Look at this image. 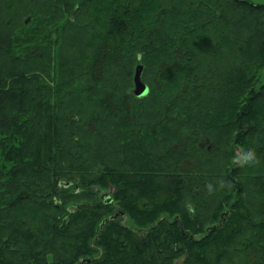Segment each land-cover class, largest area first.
Instances as JSON below:
<instances>
[{"label": "trees", "instance_id": "1", "mask_svg": "<svg viewBox=\"0 0 264 264\" xmlns=\"http://www.w3.org/2000/svg\"><path fill=\"white\" fill-rule=\"evenodd\" d=\"M30 1L0 0V264H264V2ZM236 143L252 174L232 172ZM130 210L151 227L114 217Z\"/></svg>", "mask_w": 264, "mask_h": 264}, {"label": "rangeland", "instance_id": "2", "mask_svg": "<svg viewBox=\"0 0 264 264\" xmlns=\"http://www.w3.org/2000/svg\"><path fill=\"white\" fill-rule=\"evenodd\" d=\"M8 1V3L7 4H9L10 3V0H7ZM252 1H254V2H258V1H262V2H264V0H252ZM160 3V2H159ZM42 4H44L43 3V1L42 0H32V1H30V5H32V6H34V7H36V8H39V6L41 7V5ZM162 3H160V7H162L163 6V4L161 5ZM166 4H169V0L167 1V3ZM19 5L20 6H22L23 4L22 3H19ZM31 7V6H30ZM20 8V7H19ZM24 8V6L22 7V9ZM33 10V11H32ZM34 8H30V9H28V11H26L21 17H22V19L23 20H25V22L26 23H29L30 21H31V18H32V16H33V12H34ZM67 13V15L70 17V16H72L73 14V12L70 14V13H68L69 11H66ZM21 13H23V10H22V12ZM7 14L9 15V12L7 11ZM13 14V13H12ZM18 18V17H17ZM61 24H63V23H61ZM33 26H35L34 28L35 29H38V28H40V27H38V24H36V25H32V27ZM62 26V25H61ZM52 27V26H51ZM55 28V27H54ZM54 28H52V29H50V30H48V31H50V32H52V40L53 41H56L57 40V34H53V30H54ZM39 30V29H38ZM39 32V33H38ZM37 33L38 34H40L39 35V39L37 40V42H42L43 41V39L42 38H44L45 36V34H43L42 36H41V33H40V31H38ZM9 33V32H8ZM8 33L6 32V29L3 27V31L0 33V41H1V45H7V43H8V41H6L8 38ZM25 33V32H24ZM26 34V33H25ZM27 37H28V39H27ZM26 37V39L24 40V39H22V41H20L19 42V40L17 41V42H14V44H11V49L13 50V51H15V52H18V51H20V52H23V55H25V56H27L26 54H27V49L25 48V46H26V43H28V42H30L31 43V45L32 46H35L34 45V42L36 41L35 39H31V37H29V36H27ZM19 42V43H18ZM25 43V44H24ZM44 47L45 46H43V47H40V45H39V47H36V49H37V53L39 54L40 53V55H46V53H45V51H44ZM35 48V47H34ZM6 58H8V55H4ZM137 68V67H136ZM37 72H38V74H39V76H41V79L43 80V82H47L48 84L50 83V82H52V80H49L48 78L49 77H47V75L46 74H44V73H40V72H42V71H40V70H37ZM135 72H136V70H135ZM262 73L261 74H264L263 72L264 71H261ZM134 76H135V73H134ZM42 82V81H41ZM262 83H264V76H262V81H261ZM41 86H43V85H41ZM134 87H135V83H134ZM133 87V88H134ZM141 106V108H144V106L142 105V103L140 104ZM142 120V122L144 123V120L143 119H141ZM141 122V123H142ZM145 124H147V123H145ZM147 129V128H146ZM237 132H235V134H236ZM105 135H107V136H109L108 134H105ZM148 141V140H147ZM146 141V145H148V143L149 142H147ZM236 144H238V143H236ZM235 144V145H236ZM234 145V146H235ZM236 154L237 153H239L240 151H243V150H247L248 148H246V146H241V144L239 145L238 144V146L236 145ZM255 148V147H254ZM144 151V150H143ZM257 152V151H256ZM132 153V152H131ZM133 153H137V151L135 150ZM105 153H103L102 155H99L98 156V158H101V157H105L106 156V154L104 155ZM153 154L154 155H157V153L156 152H153ZM257 155H258V153H257ZM108 156V155H107ZM149 156H150V154H149ZM108 159V158H107ZM114 163V162H113ZM234 163H232L231 164V166H230V168L232 169V172H233V170L236 168V165L234 166L233 165ZM172 168L174 169V166L172 165ZM254 169V166H249V167H247V169H246V173L249 175V174H252V172L254 171L253 170ZM157 185H159V183L158 184H156V186ZM144 189V188H143ZM242 189V190H241ZM140 189H138V191H139ZM170 191H172V192H174V190H172V189H169ZM144 191V190H143ZM254 191H255V187L254 186H252V185H250V187L249 186H244V188L243 187H241V185H239V188L236 190V191H234L233 192V197L231 198V201L233 200V201H235L236 199L238 200L239 199V197L241 196L246 202H247V204H250L251 205V202H252V197H253V195H255V196H257V193H256V191H255V193H254ZM142 192V191H141ZM143 193H145V192H142L141 194H143ZM147 193H145V195H146ZM182 194V193H181ZM252 194V195H251ZM259 198V197H258ZM201 201V200H200ZM200 201H196L195 203H194V201H192V203L191 202H189V203H186L183 207H182V211H175L174 213H168V214H163L162 215V217L163 216H165V220H173L174 218H178V217H183L184 219H185V217L186 216H188V218H190L191 217V214L187 211V210H185V208L186 207H189V209L190 210H192L193 212H192V215H195V217H196V215H199V210H198V203L200 204V206H202V203H200ZM120 205V203L118 202H116V205H115V207H113L114 209H113V212H117V211H120V210H122L123 208L121 207V205ZM227 205V204H226ZM149 209H152V206H150L149 207ZM231 210V206H229V207H225V209L223 210V212H222V214H221V216L219 217L220 219L217 221V222H221L222 220H224L225 218H226V216L227 215H229V211ZM136 211V214L137 215H139V214H141L142 213V210H141V213L140 212H138L137 210H135ZM140 211V210H139ZM123 212V211H122ZM201 212H204V213H206V211H201ZM119 213V212H118ZM206 214H208V215H210V212L209 213H206ZM133 211L132 210H130V211H128V213H125L124 212V214H122L121 216L119 215V216H117L116 218H118L119 217V223L120 224H127V225H129V226H131L132 228H134L135 229V231H138L139 229V227H141V228H145V230H148L150 227H151V225L150 224H147L146 226L145 225H139V224H137L136 222H135V220H134V217H133ZM193 218V217H192ZM182 219V218H181ZM191 219V218H190ZM186 220V219H185ZM216 221L215 220H207V223H206V228L208 229V230H210L209 228H211V227H216V225H213L214 223H215ZM157 224V223H156ZM145 226V227H144ZM202 235V234H201ZM181 263V262H180Z\"/></svg>", "mask_w": 264, "mask_h": 264}, {"label": "clouds", "instance_id": "3", "mask_svg": "<svg viewBox=\"0 0 264 264\" xmlns=\"http://www.w3.org/2000/svg\"><path fill=\"white\" fill-rule=\"evenodd\" d=\"M138 58L142 55L140 53L137 54ZM233 163L239 167H249V166H255L259 163V157L257 155V152L254 148H249L247 150H243L239 153H237L233 157ZM221 186H223V182H221ZM207 191L209 195L213 194L215 192V188L212 183H208L206 185Z\"/></svg>", "mask_w": 264, "mask_h": 264}, {"label": "water", "instance_id": "4", "mask_svg": "<svg viewBox=\"0 0 264 264\" xmlns=\"http://www.w3.org/2000/svg\"><path fill=\"white\" fill-rule=\"evenodd\" d=\"M142 72H143V65L139 64L136 68V72H135V76H134V82H135L134 93L138 97H143V96L147 95L150 91L148 84L142 78ZM69 184H70V182H67V185H69ZM102 197L104 199H106L108 202L112 200L110 192H104L102 194ZM117 216H119V213H116L114 215V217H117ZM181 261H182V259L178 260L177 264H180Z\"/></svg>", "mask_w": 264, "mask_h": 264}]
</instances>
